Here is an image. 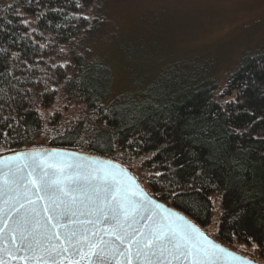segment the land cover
<instances>
[{
	"label": "trees",
	"instance_id": "16d2710c",
	"mask_svg": "<svg viewBox=\"0 0 264 264\" xmlns=\"http://www.w3.org/2000/svg\"><path fill=\"white\" fill-rule=\"evenodd\" d=\"M106 1L0 0V157L46 137L130 171L140 159L154 199L264 264V50L242 58L221 99L202 79L110 99L108 69L86 59ZM59 99L76 112L63 125L48 113Z\"/></svg>",
	"mask_w": 264,
	"mask_h": 264
},
{
	"label": "rangeland",
	"instance_id": "374dc122",
	"mask_svg": "<svg viewBox=\"0 0 264 264\" xmlns=\"http://www.w3.org/2000/svg\"><path fill=\"white\" fill-rule=\"evenodd\" d=\"M260 50H264V0H107L86 59L108 69L110 99L201 79L216 81L215 96L221 99L228 75L244 56ZM50 112L59 117L60 125L76 115L62 99ZM42 141L36 147H48L46 137ZM139 160L131 172L148 192ZM217 214L215 205L214 220ZM207 230L214 238V223ZM236 249L242 256L257 257L255 246Z\"/></svg>",
	"mask_w": 264,
	"mask_h": 264
},
{
	"label": "water",
	"instance_id": "95a60500",
	"mask_svg": "<svg viewBox=\"0 0 264 264\" xmlns=\"http://www.w3.org/2000/svg\"><path fill=\"white\" fill-rule=\"evenodd\" d=\"M60 168L64 169L66 175L63 179L73 189L76 197L75 202L69 204V210L65 211L61 205L56 208V213L45 211V208L51 209L53 205L47 199H40L35 205L34 216L30 211L26 213V209L33 208V205L28 203L29 199L37 200L38 195H43L36 193V186L41 178L47 179L46 173L57 172ZM105 173L108 174L106 182L103 179ZM97 174L100 175V180L94 179ZM106 186H111V190L105 191ZM116 189L118 191H115ZM113 194L117 195L118 199L123 198L131 202V218L125 221L123 216L120 217V224L127 233L147 232L155 226L154 221L156 224L171 227L183 222L199 229L213 244L224 250L216 253L215 264H262L224 247L183 214L154 199L123 165L95 155L36 146L0 157V249L13 246L10 226L26 214L29 217V231L36 233L43 231L47 217L61 215V226L52 229L61 234L59 240L52 241L54 244L68 247L63 238L66 231L63 225L66 224L68 229L76 233L74 243L86 237L94 241L113 240V245H116L119 242L113 239L111 232L115 221L102 222L104 215H112L109 209L116 203L112 199ZM47 227L51 228V225L48 224ZM117 260L124 264L123 256H118ZM190 260L191 257H188L187 260H177L175 264H188ZM76 261H79V264H88L83 255L72 256L71 252L65 253L63 264H75ZM10 264H26L23 254L12 258ZM111 264L116 262L112 261Z\"/></svg>",
	"mask_w": 264,
	"mask_h": 264
},
{
	"label": "snow or ice",
	"instance_id": "6c2138e0",
	"mask_svg": "<svg viewBox=\"0 0 264 264\" xmlns=\"http://www.w3.org/2000/svg\"><path fill=\"white\" fill-rule=\"evenodd\" d=\"M60 155V154H50ZM66 175L63 168L57 172L46 173L47 179L41 178L36 186L37 200L29 199L28 203L33 208L31 212L36 213L35 205L40 199H47L53 207L45 208V211L56 213L58 206H63L65 211L69 210V204L75 202L76 197L73 189L63 179ZM108 174L105 173L103 179L107 181ZM94 179L100 180L97 174ZM111 190V186H106L105 191ZM115 191H118L116 189ZM70 197V199H69ZM115 205L110 208L112 215L103 216V223L115 221L111 229L113 239L119 243L113 245V240L94 241L84 237L81 241L74 243L75 231L68 229L64 224L66 231L63 234L65 247L61 244L52 243L53 240H59L61 234L58 231H52L61 226V215L56 214L46 218L44 229L40 233L29 231L27 224L28 215H24L20 220L10 226L11 239L13 246L7 249H0V264H10L12 258L18 254H23L26 264H63L65 253L71 252L72 256H81L87 258L88 264H121L117 260L118 256L124 257V264H175L177 260H187L188 264H215L217 252H224L217 245L213 244L206 236L193 225L181 223L176 227L156 224L147 232L127 233L120 224V217L125 221L131 218L132 205L130 201L112 195ZM23 207V205H21ZM55 221V223H53ZM50 224L51 228L47 225ZM7 257V259H5ZM94 258V259H93ZM75 264H79L76 261Z\"/></svg>",
	"mask_w": 264,
	"mask_h": 264
}]
</instances>
